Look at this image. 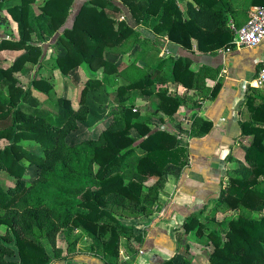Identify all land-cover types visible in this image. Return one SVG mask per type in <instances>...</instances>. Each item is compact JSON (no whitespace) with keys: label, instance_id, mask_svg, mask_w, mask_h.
<instances>
[{"label":"trees","instance_id":"trees-1","mask_svg":"<svg viewBox=\"0 0 264 264\" xmlns=\"http://www.w3.org/2000/svg\"><path fill=\"white\" fill-rule=\"evenodd\" d=\"M118 1L138 22L166 33L186 47L195 38L199 49L208 51L231 39L226 22L209 26L202 20L207 7H212L205 4L206 0H195L200 11L187 20L176 0H42L38 10L33 6L36 0H0V8L9 6L20 33L17 40L0 42V50H24L12 66H0V89H7V93L0 91V120L7 122L0 129V138L7 139L5 147L0 148V171H8L16 178L14 185L7 187L0 179V228H8L0 233V264H50L52 258L43 248L42 237L49 239L57 259L66 264L82 256L72 253L85 239L87 254L102 264L121 263V238L127 237L129 249L138 253L144 232L120 216L152 215L168 176H180L188 163V151L180 145L178 135L152 130L131 102H122L120 111L96 137L68 141L90 115L86 95L91 87L95 88L90 80L83 88L79 108H74L69 98L60 97L55 114L41 107L32 91L19 84L16 74L32 62L38 70L31 85L42 92L51 90L39 69L45 47L54 45L65 49L52 58L53 66L63 76L77 74L81 66L94 72L103 67L108 75L118 72L105 51L122 47L129 37L139 34L126 20L109 14L111 9L122 15ZM214 30H218L215 37ZM187 60L180 58L173 63L174 79H182L180 71L189 70ZM188 73L194 74L191 70ZM152 76L118 85L117 90L124 93L144 87ZM92 79L95 85L99 83ZM182 81L190 87V83ZM259 90L249 85L246 91L245 102L252 118L242 123V134L251 136L244 159L234 160V166L227 169L221 193L209 214L204 215L203 208L187 216L183 223L185 234L193 233L204 247L208 264H264V98ZM166 97L164 104L171 103L174 107L170 112L176 111L181 99ZM196 122L206 124L199 135L210 128L205 120ZM132 128L138 130V137L131 134ZM24 140L39 142L44 156L25 149L21 144ZM23 159L39 167V176L33 182L24 177L27 166ZM220 209L234 214L217 218ZM61 235L72 256H59L62 250L57 248V240ZM13 239L19 262L7 259V255L15 253L7 244ZM174 259L160 264H174Z\"/></svg>","mask_w":264,"mask_h":264},{"label":"crops","instance_id":"crops-1","mask_svg":"<svg viewBox=\"0 0 264 264\" xmlns=\"http://www.w3.org/2000/svg\"><path fill=\"white\" fill-rule=\"evenodd\" d=\"M203 1H207L205 4L208 6L212 5L202 15L204 23L213 26L224 21L231 31V39L227 44L208 51L200 50L195 38L192 45L186 47L172 41L166 33H159L154 27L143 25L119 1L116 4L122 7L123 15L109 9V14L126 20L139 34L129 37L122 47H112L105 51V57L116 63L118 72L108 75L104 69L100 71L102 78L97 84L98 89L95 87L88 92V96L95 94L101 87L109 86L110 90L104 91L109 100L103 98L114 104L110 109L112 120L114 113L120 111L122 102H131L136 112L145 107L139 112L140 118L147 120L152 130L161 129L177 134L180 145L188 151L186 167L180 176H168L154 213L141 219L138 225L135 224L144 232V241L139 253L128 249L126 258L122 259L124 264H160L172 257H175L176 262L182 253L185 254L191 236V233L185 234V218L203 208L204 215L209 214L221 193V183L227 169L234 166V160L244 159L251 141L250 136L242 134V123L252 118L250 106L245 102L248 86L259 87V94L264 98V86L254 82L264 57V40L255 47L237 48L233 46L234 33L231 29L233 24L243 25L251 8L264 4V0ZM176 4L185 20L200 11V5L195 0H176ZM212 32L215 37L218 30ZM231 46L232 51L228 52L226 48ZM51 47L58 53L65 50L62 45ZM180 58L188 59L189 70L194 73L190 74L186 69L179 73V78L190 83V87L182 79L173 77V63ZM54 68L55 74L56 71L60 72ZM144 75H153L144 87L124 93L117 90L118 85L136 83ZM84 80L81 79V88L85 86ZM167 95L181 99L176 111L170 112L174 107L171 103L164 104L168 101ZM157 105H161L160 108ZM93 114L98 115L91 107L90 115ZM108 114V109L99 112L102 118L109 117ZM196 119L210 124L208 131L202 135L199 133L205 129L206 124H197ZM131 134L139 136L136 128H132ZM80 258L84 264H102L89 254Z\"/></svg>","mask_w":264,"mask_h":264},{"label":"rangeland","instance_id":"rangeland-1","mask_svg":"<svg viewBox=\"0 0 264 264\" xmlns=\"http://www.w3.org/2000/svg\"><path fill=\"white\" fill-rule=\"evenodd\" d=\"M42 2V0H36L35 3H33L34 8L38 10L39 4ZM9 6H5L3 8H0V42L3 40L13 41L20 38L19 28L17 21L12 17L11 13L8 11ZM120 14V13H119ZM121 15V14H120ZM123 15V13H122ZM46 49V55L43 57L42 60V68L39 69L40 76L48 80V83L51 86V90L49 92H39V89L33 87L31 85V78L35 73H37L38 65L32 62H27L22 71L18 72L16 75L19 78V84L26 90L29 88L33 96L37 98L38 103L41 107H44L48 110H50L52 113H57L59 110V100L60 97H66L69 98L72 101V104L74 108H79L81 105V98H82V92L83 88H81V79L84 78L83 81L84 84H86L90 79V82L93 84L92 86L96 87V90L98 89L97 85L93 83V76H95V80L102 78V72L103 67L98 68L95 72L91 69H85L82 68L77 70V74L69 76V80H67L68 77L63 76L61 72L56 71V74L54 73L55 68L52 66L54 61L52 58L57 54L58 52L52 50L53 48L50 46L45 47ZM51 50V51H50ZM24 53V50L20 52L19 50L14 49H3L0 50V66L4 69L9 68L12 66L14 61ZM93 74V76L89 74ZM97 76V77H96ZM100 77V78H98ZM93 80V81H92ZM101 87V86H100ZM99 87V88H100ZM94 87H91V90H93ZM4 91L7 93L6 88L0 89V91ZM90 90V91H91ZM109 86L101 87L95 94H92V96L86 95V104L89 106V108L96 112L98 115H90L86 120H84L79 128L71 133V135L68 137V141H79L85 138H92L96 137L102 130H104L112 121L111 117V105L114 106L113 103H111L108 96L106 97L104 94V91H109ZM89 91V92H90ZM105 97L107 100H104ZM90 103V105L88 104ZM139 108V107H138ZM145 107L139 108L138 112H141V109L143 110ZM104 109H108L109 117H100L99 112H104ZM101 114V113H100ZM6 121L0 120V129L6 126ZM136 134V132L134 131ZM251 137V136H250ZM7 144V139L0 138V148L5 147ZM21 144L30 152H33L37 155L44 156V147L37 141L34 140H24L21 142ZM245 157V155H244ZM24 164L27 166V171L24 177L30 181L33 182L38 176H39V167L35 164H29L28 160L23 159ZM0 179L2 181V184L7 186L14 185L16 178L11 175L8 171H0ZM230 214H234L233 211H226L224 209H220L216 212L217 218H222L224 216H229ZM256 215V213H255ZM259 215V214H258ZM121 219L128 223V224H137L139 221L145 217H127V216H120ZM8 228L6 226H2L0 228V233L4 234ZM191 236L189 237V243L188 247L186 248L185 254H181L179 256L178 261L174 262V264H208V255L204 251V247H202V244L199 243L200 241L198 238L191 233ZM41 242L43 243V248L46 250L47 254L52 258V261L50 264H66L64 260H58L55 255V252L53 250V247L49 241L48 238L42 237ZM13 250V255H7V259L11 261H20V256L18 254V247L16 246L15 240L13 239L11 242H8ZM136 243H133V246H135ZM88 242L87 239H85L83 242L79 243L77 246V249L72 253L74 255L81 254L82 256L84 254L88 253ZM57 248L62 250L61 255H70L68 254V248L67 243L63 239V235H61L57 240ZM128 239L127 237L121 238V245H120V260L119 264H124L122 262L123 257L126 258L128 253ZM130 251V249H129ZM139 253V252H138ZM73 257L71 258V260ZM80 261V262H79ZM81 258L74 262L71 261L67 264H84L81 262Z\"/></svg>","mask_w":264,"mask_h":264},{"label":"built area","instance_id":"built-area-1","mask_svg":"<svg viewBox=\"0 0 264 264\" xmlns=\"http://www.w3.org/2000/svg\"><path fill=\"white\" fill-rule=\"evenodd\" d=\"M231 29L234 33L233 46L237 48L258 46L264 40V4L253 6L247 21L241 26L233 24ZM226 50L232 51V46ZM254 82L258 86H264V57Z\"/></svg>","mask_w":264,"mask_h":264}]
</instances>
